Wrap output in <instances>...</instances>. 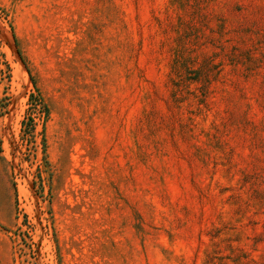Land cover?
Masks as SVG:
<instances>
[{"label": "rangeland", "instance_id": "374dc122", "mask_svg": "<svg viewBox=\"0 0 264 264\" xmlns=\"http://www.w3.org/2000/svg\"><path fill=\"white\" fill-rule=\"evenodd\" d=\"M0 264H264V0H0Z\"/></svg>", "mask_w": 264, "mask_h": 264}, {"label": "crops", "instance_id": "0c3cea01", "mask_svg": "<svg viewBox=\"0 0 264 264\" xmlns=\"http://www.w3.org/2000/svg\"><path fill=\"white\" fill-rule=\"evenodd\" d=\"M5 195V193L3 192V196ZM7 240H6V238H4V236H3V256H4V258H3V260H5V258H6V256H7V254H6V252H7Z\"/></svg>", "mask_w": 264, "mask_h": 264}]
</instances>
